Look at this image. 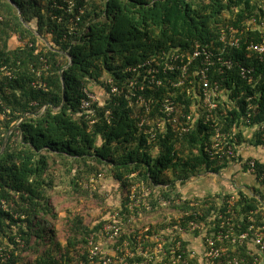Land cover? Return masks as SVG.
Here are the masks:
<instances>
[{
  "label": "trees",
  "instance_id": "obj_1",
  "mask_svg": "<svg viewBox=\"0 0 264 264\" xmlns=\"http://www.w3.org/2000/svg\"><path fill=\"white\" fill-rule=\"evenodd\" d=\"M252 18L257 24L249 28ZM263 22L264 0H0V264H91L92 248L99 250L96 260L106 259L100 247L106 219L87 224L67 207L65 243L54 228L59 216L54 193L67 194L68 201L93 196V176L106 173L127 189L117 211L122 227L133 215L161 206L162 197L171 205L178 179L204 171L222 177L236 165L251 172L263 190L231 188L202 202L184 201L176 205L177 217L121 233L112 249L133 252L121 264H205L191 255L180 229L205 244L221 231L231 237L249 232L229 255L260 257L253 239L264 227V158L248 156L245 144L264 147V53L250 49L262 42ZM229 27L241 37L239 46L221 40ZM197 45L233 62L231 69L212 67L222 96L208 121L191 89L194 67L184 83L173 85L181 71L169 70L164 60L176 52L191 54ZM243 66L254 69L253 80L243 77ZM153 67L159 72H150ZM109 78L119 86L142 84L156 112L170 98L178 120H166L165 131L150 139L124 96L93 102L95 113L83 109L85 90L100 85L110 91ZM39 80L46 86H36ZM48 103L52 106L45 107ZM183 114H193L190 123ZM136 184L151 192L133 206ZM192 221L200 228L188 229Z\"/></svg>",
  "mask_w": 264,
  "mask_h": 264
},
{
  "label": "built area",
  "instance_id": "obj_2",
  "mask_svg": "<svg viewBox=\"0 0 264 264\" xmlns=\"http://www.w3.org/2000/svg\"><path fill=\"white\" fill-rule=\"evenodd\" d=\"M257 24V21L255 18H252L248 22L249 28L254 27ZM260 31L262 32V42L261 43H251L250 49L253 51H256L260 54L264 53V22L258 26ZM236 29L233 27H229L228 30H224L221 34V40L225 42L227 45L236 47L239 46V43L241 41V37L235 36ZM166 59V60H165ZM165 60V66L171 70H180L181 71V80L179 83H173V85H179L180 83H184V81L188 77V71L190 68L194 67L195 71L194 73V79H191V84L195 85V88H191L195 90V97L199 101L200 107L203 109L205 121H208L211 118V113L214 109L218 106L219 98H221V84L219 80H214L211 76L212 67L216 64H220L222 68L231 69L233 67V62L229 59H225L222 56H218L213 49H211L208 45H197L194 51L190 54L186 53H173L164 58ZM138 68L130 69L133 72H136ZM150 72H159V69L157 67H153L150 69ZM166 72V71H165ZM241 73L244 78H248L250 80H253V74L254 69L243 66L241 67ZM152 83L155 82V80L151 81ZM159 82V81H158ZM107 83L109 84L111 90L108 91L106 89L103 90L105 92L104 94H107L108 98H110L111 95L114 96H124L129 100V106L134 108L136 110V117L138 118V126L141 128V130H144L146 135L150 137V139H155L158 137V134L165 131V121L166 120H172L174 123L178 120L177 116H174L177 112L175 103L170 98H165L162 103V107L159 110V112H156L154 110V99L152 97H147L144 95V91L146 88L142 84H138L137 81H131L130 84L126 86H119L114 83V80L112 78H109L107 80ZM38 87H45L46 83L42 81H37L35 83ZM191 89L188 91L190 92ZM86 97L82 99V108L85 110H91L93 107V102H99L100 105H103L104 102L100 101V97L94 93H91L89 90H85ZM199 105H196L193 112H196V109L198 110ZM95 110H91L90 112ZM108 115L110 114V111L107 112ZM192 115H185L183 114V117H186L188 122L192 120ZM178 128H176L177 130ZM188 127L182 128V131H188ZM221 133H218L216 136H214V140H216ZM228 145V144H227ZM214 147L220 148L221 151H225L224 147L221 146L219 143L215 144ZM228 153L230 155H235L233 147L228 145ZM252 169L255 166L254 162H251ZM136 205V204H135ZM114 222H110L109 226L110 228L107 229V235L109 239L113 240V244L116 242L118 236L121 235V227L119 225V213H115L113 215ZM200 225L192 221L189 224L190 230L194 228H198ZM200 228V227H199ZM147 230V228L145 229ZM185 230V229H181ZM186 231V230H185ZM232 232H219L216 236H211L206 239V244L204 247V253H203V259L206 262V264H217L218 261H221L223 258H226L223 260L226 264H264V227L258 228L254 239H253V245L260 247L261 253H259L260 257H255L254 260H248L245 257H240L238 255L230 256V251H234L236 249V246L234 244L241 243L243 244L249 237V232H245L237 237L233 236L231 237ZM128 245V243H127ZM179 246V244H178ZM119 248L114 249L115 254H108L106 259L103 260H96V258L99 255V250L96 248L91 249V255L90 258L92 259L91 264H121L124 262V259L126 256H133V252H131L129 249H126L124 255H120L119 252H117ZM160 252L156 249L154 252ZM152 252L149 254V256L154 255L155 253ZM158 252V253H159ZM259 252V249H258ZM4 256V255H3Z\"/></svg>",
  "mask_w": 264,
  "mask_h": 264
},
{
  "label": "rangeland",
  "instance_id": "obj_3",
  "mask_svg": "<svg viewBox=\"0 0 264 264\" xmlns=\"http://www.w3.org/2000/svg\"><path fill=\"white\" fill-rule=\"evenodd\" d=\"M47 39V38H45ZM48 40V39H47ZM18 37L16 39H13L11 42V47L17 46ZM44 42L47 43L43 39ZM49 42V40H48ZM105 88V87H104ZM103 87L99 86H91V90H89L91 93H94L100 97V101L104 102L105 99L108 97L107 94H104ZM246 137L252 138L250 135H247ZM245 150H252V152L257 156H261V158H264V147H258L249 145V142L246 141L245 144ZM237 166V165H236ZM235 166V167H236ZM170 177L173 178V176L170 175ZM174 179H176L174 177ZM222 177L220 175H215L211 173H206L205 171L201 174H198L196 176L192 175L189 178H180L177 181V188L173 191V200L170 203L164 198H160V201L162 202L161 206H157L155 210H151L150 212H144L141 211V216L139 218H136V216H132V219L129 220L128 223H125L121 228V233H129L133 231L134 229H146L149 225L153 224H159L163 223L164 221H168V217H177V214L179 213V210H177L176 205L182 204L184 201L191 202L193 199H197L198 202H202L205 197L208 195H216L218 192H223L220 189L212 190L215 185H218L222 181ZM90 187L92 186L93 191H91V194L93 196H79V199L68 201L66 200L68 198V195L65 193L56 194L54 193V199H52L55 203H57L59 216L56 220V223L54 224V228L57 229L56 235L59 241H62L65 243L66 238L68 236L69 229L66 227V213L68 212L67 207H70L71 209H74L77 213L85 217V221L87 224L102 221L103 219H106L105 224V234L102 235L100 247L101 251L103 253L108 254H115V250L112 249L113 240L109 239L107 235V229L110 228V222H114L113 215L117 213L118 209L121 208V202L124 198V195H127V189L122 188L120 185V182L113 179L110 175L103 173L96 177H91L90 179ZM86 185L89 186V183ZM262 189V186L260 184L257 185ZM165 188L168 187V185L163 186ZM132 189V199H134L132 205L135 206L139 201L145 200V197L148 196V194L151 192V190L145 185H137L134 186ZM158 196V195H156ZM149 197V196H148ZM147 197V198H148ZM137 199V200H136ZM175 199V200H174ZM220 200V199H219ZM60 203V204H59ZM137 205V206H138ZM150 207V206H149ZM264 209V208H263ZM135 217V218H134ZM163 217H167L166 219H163ZM119 223V222H118ZM186 230V229H185ZM181 230V233H183L184 238L189 240V250L192 251L191 255H199L202 258V250L198 247V244L203 245L205 244L204 240L201 239L191 233L188 232V230ZM117 241V239L115 240ZM127 243V242H126ZM251 244V243H250ZM160 247L155 248L159 250ZM157 259H160L161 255L158 253ZM202 260V259H201ZM204 264V263H203ZM206 264V263H205Z\"/></svg>",
  "mask_w": 264,
  "mask_h": 264
},
{
  "label": "crops",
  "instance_id": "obj_4",
  "mask_svg": "<svg viewBox=\"0 0 264 264\" xmlns=\"http://www.w3.org/2000/svg\"><path fill=\"white\" fill-rule=\"evenodd\" d=\"M245 151L248 156L254 155L252 150H245ZM232 167L233 166H231V169H229V171H227L226 174L222 176L223 180L220 183H218V185H215L212 190L216 191V189H220L223 191L224 189H226L227 191H230L235 188H238L240 190V189H245V188L251 189L252 187H255V189L261 190L260 187L257 186L258 183L254 179V176L251 174V172L242 171V169L240 170L238 165L234 168ZM263 194H264V191H263ZM198 247H203V248H200V250L203 251L202 252V259H203L204 246L201 245L200 243V245L198 244Z\"/></svg>",
  "mask_w": 264,
  "mask_h": 264
},
{
  "label": "water",
  "instance_id": "obj_5",
  "mask_svg": "<svg viewBox=\"0 0 264 264\" xmlns=\"http://www.w3.org/2000/svg\"><path fill=\"white\" fill-rule=\"evenodd\" d=\"M27 27H29L27 24H25ZM32 29V31H34V33H37L33 28H31ZM44 40L45 41H47V44L50 46V43L48 42V40L47 39H45L44 38ZM63 70L64 69H62V71L61 72H63ZM61 76H62V74H61ZM52 106V103H48L45 107H48V106ZM25 118V116L23 117V119ZM22 119V120H23ZM19 124H20V122L16 125V126H14L13 128H12V130L8 133V135H7V137H6V139H5V141H4V145H3V149H2V151H1V153L4 151V149H5V147H6V145H7V143H8V139H9V137H10V135H11V132L13 131V130H15L18 126H19Z\"/></svg>",
  "mask_w": 264,
  "mask_h": 264
}]
</instances>
